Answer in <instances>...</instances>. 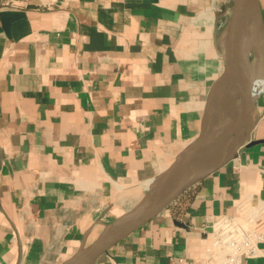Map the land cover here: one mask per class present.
<instances>
[{"label": "crops", "instance_id": "obj_1", "mask_svg": "<svg viewBox=\"0 0 264 264\" xmlns=\"http://www.w3.org/2000/svg\"><path fill=\"white\" fill-rule=\"evenodd\" d=\"M233 6L0 0V264H64L173 167L222 72ZM252 112L235 160L95 264L204 263L219 215L264 232V89Z\"/></svg>", "mask_w": 264, "mask_h": 264}, {"label": "water", "instance_id": "obj_2", "mask_svg": "<svg viewBox=\"0 0 264 264\" xmlns=\"http://www.w3.org/2000/svg\"><path fill=\"white\" fill-rule=\"evenodd\" d=\"M243 16L250 20V33L248 38L235 51H232L233 32L238 20ZM262 46L264 58V22L259 0H234L231 22L224 33L220 46V57L224 66L206 96L199 131L191 143L190 154L181 179L175 184L162 187L157 191L150 188V191L130 211L107 225L91 245L79 251L64 264H95L115 245L130 237L172 206L189 189L204 182L238 157L239 150L246 144L250 135L247 139H242L244 130L243 127H239L241 125L235 126L230 121H224L221 124L220 104L234 89L236 76L249 60L250 55L253 54L254 59L255 52ZM247 90L248 86L245 91L247 92ZM239 98L241 99L238 96L236 103ZM236 115L239 116V114ZM235 127L241 129V132L236 133L232 141L230 139L231 129ZM252 128L253 123L250 134ZM215 131L217 132V141L213 153L210 154L208 152L209 137Z\"/></svg>", "mask_w": 264, "mask_h": 264}, {"label": "bare ground", "instance_id": "obj_3", "mask_svg": "<svg viewBox=\"0 0 264 264\" xmlns=\"http://www.w3.org/2000/svg\"><path fill=\"white\" fill-rule=\"evenodd\" d=\"M246 16L241 17L239 20V27L233 33L232 36V51H235L242 42H244L250 33V20ZM263 46L260 47L254 54L253 60H247L244 67L241 69L239 74L236 76V85L234 89L226 96L220 106V122L223 124L224 121H230L235 126L243 127L244 123L253 112L254 101L259 96L264 89V76H263ZM251 78V85L246 93V95L241 99V103H236V97L247 78ZM232 101V102H231ZM231 102V103H230ZM236 114H239L237 116ZM217 131V130H216ZM214 132L209 137V153H213V148L216 145L217 132ZM241 132V129H238ZM242 139H245V130L242 135ZM191 146L187 151L181 156V158L173 165V167L164 174L158 181L154 183L152 188L153 191H157L162 187L169 186L178 182L185 170L186 162L190 154Z\"/></svg>", "mask_w": 264, "mask_h": 264}, {"label": "built area", "instance_id": "obj_4", "mask_svg": "<svg viewBox=\"0 0 264 264\" xmlns=\"http://www.w3.org/2000/svg\"><path fill=\"white\" fill-rule=\"evenodd\" d=\"M202 235L209 237L211 244L206 260L200 264H248V261L264 258V248L261 247L264 232L254 216H216L204 225Z\"/></svg>", "mask_w": 264, "mask_h": 264}, {"label": "rangeland", "instance_id": "obj_5", "mask_svg": "<svg viewBox=\"0 0 264 264\" xmlns=\"http://www.w3.org/2000/svg\"><path fill=\"white\" fill-rule=\"evenodd\" d=\"M249 59H250V60L253 59V54L250 55ZM251 80H252V79H251L250 77L247 78V79L245 80L243 86H242V89L239 91L238 96H240L241 99L246 95L247 92L245 91V89H246L247 86H248V89H249V87H250V85H251ZM247 91H248V90H247ZM238 96L236 97V99L238 98ZM241 99L239 98V99L237 100V104L241 103ZM236 133H238V129H237V127L231 129V136H230V139H231L232 141L234 140V138H235V134H236Z\"/></svg>", "mask_w": 264, "mask_h": 264}]
</instances>
